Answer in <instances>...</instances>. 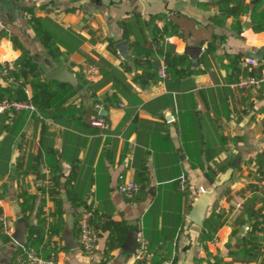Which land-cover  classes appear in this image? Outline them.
Segmentation results:
<instances>
[{"label":"crops","instance_id":"1","mask_svg":"<svg viewBox=\"0 0 264 264\" xmlns=\"http://www.w3.org/2000/svg\"><path fill=\"white\" fill-rule=\"evenodd\" d=\"M21 1L24 8L0 16V64L20 55L13 35L44 77L65 66L78 85L58 82L64 95L55 108L0 113V188L5 186L0 206L11 231L21 190L36 198L34 210L22 215L30 226L42 189L51 182L62 201L64 227L72 217L76 242L83 207L73 203H84L95 206L100 221L138 229L150 246L147 264H209L217 258L264 264V217L249 235L255 246L244 231L256 222L248 213L264 215V176L257 174L264 171V82L239 86L264 64V51L254 66L246 62L248 53L264 48V30H257L264 26V0ZM27 8L46 20L59 49L56 58L36 36ZM166 21L174 33L165 40L156 29ZM119 42L125 43L123 55ZM188 46L201 47L195 64ZM166 54L183 55L185 63L162 80L158 67ZM0 85L6 83L0 79ZM97 114L108 121L107 129L89 124ZM181 175L188 179L186 193L178 188ZM125 181L140 185L132 199L118 189ZM205 192L213 193L204 222L221 224L212 235L217 240L202 243L204 222L199 225L190 215ZM51 207L45 197V213ZM96 227L93 258L78 247L63 250L61 236L57 263H134L120 247L106 253L108 232ZM248 253L256 255L244 258ZM13 257V241H0V264H12Z\"/></svg>","mask_w":264,"mask_h":264},{"label":"trees","instance_id":"2","mask_svg":"<svg viewBox=\"0 0 264 264\" xmlns=\"http://www.w3.org/2000/svg\"><path fill=\"white\" fill-rule=\"evenodd\" d=\"M26 12L29 16V21L32 29L34 30L42 46L52 58H56L59 55V49L53 41V33L47 27L46 20L35 16L33 13V8H27ZM163 26L164 27L161 29H156V36L161 39L167 35H170L171 33H174V28H172L167 21ZM257 30H264V26L260 27ZM9 38L12 41L13 46L20 50V55L13 62V64L16 66V69H6L4 63L0 64V70L6 69V76H10L14 79V82L10 83L7 81L6 77L0 76V79L6 83L5 86L0 85V100L4 98L26 100L31 102L34 107L39 110L45 108H55L56 104H59L63 99L64 94L60 91L63 85L54 80L47 81L43 74V68L32 59L28 49H26L15 36L9 35ZM214 47L215 45H212L211 43L208 44L209 51H212ZM163 63L166 65L168 74L175 75L177 72H180V70H177V67L182 68L183 64L185 63V56L177 54H166L164 56ZM232 66L234 68L240 69V67L236 66L234 63ZM262 69H264V64L260 65L255 70L250 71L248 76L258 77L262 74ZM26 88L31 89V96H28L26 94ZM69 94H71L70 91L67 92V96ZM257 174L260 176H264V171L260 170L257 172ZM250 188L251 190H255L256 187L252 185L250 186ZM3 191H5L4 185H2L0 188V196L3 195ZM41 194L42 196L40 198V204L36 209L34 221L28 228L26 245L41 248L43 253L49 254L51 251L58 252V250H60L61 232L63 230L65 221L63 218L62 201L57 196L56 187L52 185L51 182H48V184L42 189ZM17 196V198L20 199V212L24 217L27 218L29 214L34 210V201L36 198L29 195L25 190H21V192ZM45 197H48V199L52 202V207L47 213H45V211L43 210V207L45 205ZM73 204L78 207H83L82 212L91 208L90 205H86L84 203ZM247 208L248 210H252L251 206H248ZM1 214L2 208L0 206V215ZM252 215H255L256 222L250 225V230L246 234L247 236H249L253 232L256 226L260 224V219L264 217V215H262L261 213H248L249 218H251ZM100 218L102 217H100L96 213V210H94L93 215L90 219V223L94 227L98 225L99 229L108 232V236L106 239L107 253L115 248L120 247L126 237L129 226L123 221L117 222L108 218L100 221ZM220 224L221 223L214 224V222H211V219H208L206 222H204L200 241L203 243L212 238L213 233L220 226ZM253 239V236H249V242L253 243V245L255 246L256 244L254 243ZM0 241L3 244L11 241V237L4 234L1 228ZM162 247L163 245L160 246L161 249ZM161 249H158L156 251V255L158 257ZM163 249H167L166 245L163 247ZM254 255H256V253H248L244 258L252 259L254 258ZM230 263L232 262H224L222 258H217L216 260L209 262V264ZM138 264H147V260L140 261L138 262Z\"/></svg>","mask_w":264,"mask_h":264},{"label":"built area","instance_id":"3","mask_svg":"<svg viewBox=\"0 0 264 264\" xmlns=\"http://www.w3.org/2000/svg\"><path fill=\"white\" fill-rule=\"evenodd\" d=\"M164 39H168L167 36ZM247 64L250 66H254V60L248 59L246 60ZM4 66L9 69H16V66L13 62H4ZM3 67V68H5ZM6 69L0 70V76L6 77L7 81L10 83L14 82V79L10 76H6ZM158 76L160 79L164 80L168 78L169 74L166 69V65L161 63L158 67ZM264 82V72L258 77L255 76H247L239 82V86L242 88L245 87H258L260 83ZM98 107V104L95 105ZM35 110L34 105L26 100H15L4 98L0 100V113H13L15 111L20 110ZM89 124L93 127H96L101 130H105L109 127L108 121L101 115L97 114L92 117L89 121ZM178 188L181 192L186 193L188 190V179L185 175H181L178 179ZM120 193L126 199H132L135 195L138 194L140 190V185L134 182L125 181L122 182L118 187ZM199 192H204L203 188H199ZM91 206L90 209L84 210L78 218L77 222V243L79 251L85 255L86 257L93 258L95 256L96 244L98 241V231L96 228L91 225L90 219L93 215V211L95 210V206L92 204H88ZM241 203H237L235 206L236 212H239L241 209ZM0 228L2 232L11 237L12 231L11 227L8 224V221L5 219L4 215H0ZM250 226L245 225L244 231H249ZM27 238L25 239L24 245L16 244L12 238L14 244V257L12 260V264H58L57 263V253L51 251L49 254L44 255L41 248H36L33 246H27ZM217 240L216 236L212 238V242ZM150 256V246L148 242L143 237H138V243L135 248V252L131 254V257L134 261L133 264H138L140 261L147 260ZM162 264H169V262H163Z\"/></svg>","mask_w":264,"mask_h":264},{"label":"water","instance_id":"4","mask_svg":"<svg viewBox=\"0 0 264 264\" xmlns=\"http://www.w3.org/2000/svg\"><path fill=\"white\" fill-rule=\"evenodd\" d=\"M98 1V0H95ZM22 9L24 8V3L21 0H0V16L6 15L7 17L12 16V12L14 13L15 9ZM21 12V11H20ZM124 42H119L117 44V48L119 49V53L121 55L124 54ZM186 53L190 56L191 62L196 63L199 53L201 51V47L199 46H188L185 49ZM262 51L264 48H261L256 53H248L247 58L251 60H257L260 58ZM45 78L47 81L55 80L57 82H66L72 85L73 87H77V78L73 72L69 71L65 66H61L57 69H53L45 74ZM101 113L104 114L105 111L101 110ZM213 192H205L202 193L193 203L191 209L190 218L199 225H202L205 219V212L209 204V196ZM17 219L15 222V227L12 231L11 238L12 240L18 245H24L27 230L29 228V222L22 216L20 212L16 214ZM73 220L72 217L69 216L66 220V225L61 233L63 238L64 245L62 246L63 250H72L78 247V243L75 241L73 232ZM97 229V227H96ZM138 229L130 228L126 234V237L120 248L123 253L127 255H131L135 252V248L138 243Z\"/></svg>","mask_w":264,"mask_h":264}]
</instances>
